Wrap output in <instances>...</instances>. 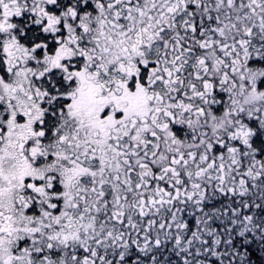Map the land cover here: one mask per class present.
<instances>
[{
  "label": "snow or ice",
  "instance_id": "1",
  "mask_svg": "<svg viewBox=\"0 0 264 264\" xmlns=\"http://www.w3.org/2000/svg\"><path fill=\"white\" fill-rule=\"evenodd\" d=\"M0 264H264V0H0Z\"/></svg>",
  "mask_w": 264,
  "mask_h": 264
}]
</instances>
